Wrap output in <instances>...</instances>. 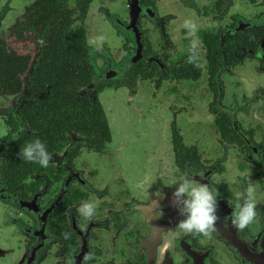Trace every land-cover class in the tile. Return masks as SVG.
I'll return each mask as SVG.
<instances>
[{
  "label": "flooded vegetation",
  "instance_id": "flooded-vegetation-1",
  "mask_svg": "<svg viewBox=\"0 0 264 264\" xmlns=\"http://www.w3.org/2000/svg\"><path fill=\"white\" fill-rule=\"evenodd\" d=\"M119 39L125 56L110 66ZM23 59L22 91L0 92L10 100L1 155L25 129L17 108L34 109L25 105L36 62L58 67L60 94L97 102L100 134L53 124L24 186L8 189L0 172L12 229L0 236L1 264H264V0H0V60ZM197 82L180 110L156 99L164 85L189 94ZM139 86L165 100L168 138L135 163L122 155L136 145L108 109L133 97L104 98Z\"/></svg>",
  "mask_w": 264,
  "mask_h": 264
},
{
  "label": "trees",
  "instance_id": "trees-1",
  "mask_svg": "<svg viewBox=\"0 0 264 264\" xmlns=\"http://www.w3.org/2000/svg\"><path fill=\"white\" fill-rule=\"evenodd\" d=\"M50 55L58 57L55 50L51 51ZM36 63L28 84L29 91L33 93L29 96L31 104L25 105L26 107L34 106V109L27 113L22 107L17 108L16 115L23 119L25 129L9 143L6 153L0 154V172L4 173L2 180L8 189L24 186L22 179L38 171L40 163L36 150L38 149L40 152V149L50 148L53 124L60 129L71 128L75 132L83 129L84 126L83 133L95 130L97 134H100V123L95 119L97 113L92 110L97 108V102H92L87 98L88 96H83L78 100V94H60L64 82L62 76L57 75L58 67L53 63H48L51 66L47 68L48 72H41L40 62ZM89 80V76L83 75L81 80L74 82L75 90L77 91L80 85ZM40 93L44 95L41 99L37 97ZM35 108L41 111L38 112V115L35 114ZM46 117L44 124L39 127L38 122ZM8 123L12 127L19 126L10 112L8 113ZM88 124L90 126H87ZM43 128L49 131V134L41 136L40 132Z\"/></svg>",
  "mask_w": 264,
  "mask_h": 264
},
{
  "label": "rangeland",
  "instance_id": "rangeland-1",
  "mask_svg": "<svg viewBox=\"0 0 264 264\" xmlns=\"http://www.w3.org/2000/svg\"><path fill=\"white\" fill-rule=\"evenodd\" d=\"M121 42L120 39L114 49V60L109 63L110 66H115L120 63V58L118 56L124 57L125 55H121ZM26 46H24L25 48ZM129 52V51H127ZM15 55L17 57H21L22 53L14 51ZM28 65L24 61H19V64H15L10 62L8 63L7 61H1L0 60V92H6L7 94H11L13 96L14 94H19L22 91V78L21 76L23 73L27 70ZM105 65H100L97 68L98 71H101L102 69H105ZM188 91L190 92L189 94H183V85L176 86L172 89L170 86L164 85L162 88L163 91L165 92L164 94H174V97H169L163 98L160 95L156 98H161L167 100L166 102L168 104H171L174 108H177L180 110V108H183V103L185 101H188V103L193 102V100H196L195 97L200 94V91L202 89V83H195L192 85H188ZM119 92H123L122 94H119ZM119 92H110L107 93V97L105 96L104 100L107 101L108 97L111 98V96L115 95H121L122 101L125 100L126 96H131L132 95V100H129L127 105H125L123 102H120V100H116L115 97L110 101V103H105L103 106L107 105L109 106L108 109L113 110L112 114L116 112V117L114 120V127L120 123V125L123 128V135H120L121 138H131V140L134 142L136 145V148L130 150L128 155H122L123 157H126V159L131 160L133 162H137L135 158L140 157L143 152H148L149 149L156 150L159 154L163 152V149L167 145L164 139L168 138L167 134V129L166 125H164L163 117L166 112L159 114L157 110V106H160V102L163 101H158L159 103H156L155 100H151L149 98L150 96V89L148 86H143V87H138L137 89L134 90H128V89H122ZM1 94V93H0ZM139 94V95H138ZM177 94V98L175 99V95ZM137 96V97H136ZM107 99V100H106ZM103 101V100H102ZM9 98L8 99H1L0 98V142H2L7 134L8 131L7 129L2 125V117L6 111V107L9 106ZM196 103L198 104H203L202 101H197ZM112 104H114V107L112 108ZM165 104V103H164ZM166 104V106L168 105ZM177 104V105H176ZM104 106V108H105ZM161 107V106H160ZM106 109V108H105ZM107 109V110H108ZM135 109V110H134ZM111 116V113L109 112V117ZM111 119V118H110ZM116 121V122H115ZM12 134V133H11ZM10 137V136H9ZM120 138V137H118ZM118 145V142H115L113 144ZM163 148V149H162ZM204 154L209 155V152L205 151L203 152ZM145 158L148 157L147 155L144 156ZM2 183L0 181V189H2ZM1 192V191H0ZM0 221L3 223H0V236L1 235H6V233L11 232V227L9 226H4V215L2 214L1 210V205L4 209H7L6 206H4V202L0 201ZM19 204L22 207H25L24 202H19L16 203V205ZM10 239H13L15 241L17 239L16 234L14 233L11 234ZM4 246V245H0ZM1 264V263H0Z\"/></svg>",
  "mask_w": 264,
  "mask_h": 264
},
{
  "label": "water",
  "instance_id": "water-1",
  "mask_svg": "<svg viewBox=\"0 0 264 264\" xmlns=\"http://www.w3.org/2000/svg\"><path fill=\"white\" fill-rule=\"evenodd\" d=\"M9 139H10V140H13V139H14L13 134L10 135Z\"/></svg>",
  "mask_w": 264,
  "mask_h": 264
}]
</instances>
